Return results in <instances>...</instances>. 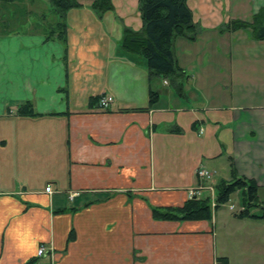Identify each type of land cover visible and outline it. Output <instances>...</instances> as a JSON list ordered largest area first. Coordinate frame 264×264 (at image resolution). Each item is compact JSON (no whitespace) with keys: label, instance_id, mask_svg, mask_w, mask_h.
<instances>
[{"label":"crops","instance_id":"1","mask_svg":"<svg viewBox=\"0 0 264 264\" xmlns=\"http://www.w3.org/2000/svg\"><path fill=\"white\" fill-rule=\"evenodd\" d=\"M24 1L52 16L49 0ZM78 2L65 44L30 18L0 36V264H264V221L152 217L190 200L201 168L212 208L234 175L264 203V41L224 31V0H188L198 32L174 40L178 94L120 49L125 28H142L138 0H111L100 18ZM96 97L112 102L101 110ZM26 102L36 116L17 115Z\"/></svg>","mask_w":264,"mask_h":264},{"label":"trees","instance_id":"2","mask_svg":"<svg viewBox=\"0 0 264 264\" xmlns=\"http://www.w3.org/2000/svg\"><path fill=\"white\" fill-rule=\"evenodd\" d=\"M188 0H138V10L142 21L140 31L125 28L120 43L123 53L138 55L146 62L150 84L156 80H167L174 84L176 93H180L181 84L177 81L183 77L173 53L174 40L185 38L194 41L198 28L192 21V13L187 5ZM22 0H0V36L8 35L9 27L16 23L24 26L32 17ZM50 13L56 21L49 28L41 23L35 26L42 30L46 40L56 39L66 43L65 14L82 5L78 0H49ZM89 8L100 18L104 13L112 11L111 0H92ZM45 22V14L40 17ZM224 31L232 33L250 29L253 38L264 41V7L253 15L251 22L232 20L223 26ZM99 97L91 98L90 104L99 102ZM158 100V93L149 91L148 108H152ZM20 117H34L32 105L29 102L17 109ZM179 132L178 129L174 130ZM240 191L243 200V210L237 218H251L264 221V203L257 198V187L254 182L244 177H235L231 182H221L215 186V206L212 208L209 198L191 199L181 207L153 209L152 217L160 221H211L213 211L219 205L225 204L230 195ZM250 209H259V214H252ZM25 264H35L30 261Z\"/></svg>","mask_w":264,"mask_h":264},{"label":"rangeland","instance_id":"3","mask_svg":"<svg viewBox=\"0 0 264 264\" xmlns=\"http://www.w3.org/2000/svg\"><path fill=\"white\" fill-rule=\"evenodd\" d=\"M43 1V0H42ZM226 2V6L229 10V16L232 18V20H240L244 22H251L252 17L254 13L256 14L262 6H264V0H224ZM24 3L25 1L22 0ZM27 1L24 3L26 5ZM44 5L49 9V1L46 3L44 2ZM28 6V5H26ZM28 10V7H26ZM32 12H34L36 15L32 16L29 19V22L32 25H36L37 23H41L43 27H50L52 24L55 23L56 18L55 16H49L47 17V20L45 22H42L40 17V11L38 8H31ZM47 11V10H45ZM43 11L42 13L45 14ZM4 12V11H3ZM2 10H0V16H2ZM23 26L16 23L14 26L12 25L9 27V30H22ZM245 34H248L247 32ZM141 62H144L140 58ZM162 81L156 86V89L158 91H162ZM165 89H168L167 87H164ZM209 196V195H208ZM210 197V196H209ZM260 197L264 199L263 194H260ZM213 199L216 200V194H214ZM243 206V200H242V194L240 191H236L232 195H230L228 201L225 204L219 205L216 210L213 211V214H217L219 218H229L233 217L237 212L240 211V208ZM233 207L232 210L230 208ZM250 212L252 214H259V209H250ZM223 222H218V224H221Z\"/></svg>","mask_w":264,"mask_h":264},{"label":"built area","instance_id":"4","mask_svg":"<svg viewBox=\"0 0 264 264\" xmlns=\"http://www.w3.org/2000/svg\"><path fill=\"white\" fill-rule=\"evenodd\" d=\"M112 102L111 98L108 97H101L99 99L98 102V107L101 110H105L107 109V107L110 105V103ZM195 175L197 177V179L200 181V184L196 187V189H193L189 192V197L190 200L191 199H201L204 198L203 193L206 192H210L212 194L213 190L210 187L204 186V182H208L212 179L213 175L211 172L204 170V169H197L195 172ZM45 192L50 193V188L47 187ZM215 206V204H213V207ZM233 207L230 208V210H232ZM243 209H241L240 211H242ZM45 248L44 246H40L37 250V256L38 257H42L45 255Z\"/></svg>","mask_w":264,"mask_h":264}]
</instances>
